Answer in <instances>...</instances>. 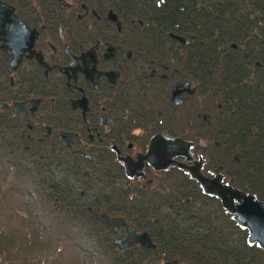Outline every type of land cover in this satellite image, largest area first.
I'll list each match as a JSON object with an SVG mask.
<instances>
[{"label": "trees", "instance_id": "1", "mask_svg": "<svg viewBox=\"0 0 264 264\" xmlns=\"http://www.w3.org/2000/svg\"><path fill=\"white\" fill-rule=\"evenodd\" d=\"M68 1L87 7L88 20L124 61L118 88L133 89L117 99L130 119L119 125L158 120L170 135L204 141L208 167L220 166L264 201V0H257L258 14L240 0ZM185 81L193 94L172 105L169 89ZM23 132L0 118V264H264L246 229L201 192L190 197L199 204L194 211L181 207L168 221L148 226L153 249L117 250L100 214L142 228L141 200L103 185L108 175L79 178L72 154ZM77 178L79 186L72 183ZM184 192L180 188V198L189 196Z\"/></svg>", "mask_w": 264, "mask_h": 264}, {"label": "flooded vegetation", "instance_id": "2", "mask_svg": "<svg viewBox=\"0 0 264 264\" xmlns=\"http://www.w3.org/2000/svg\"><path fill=\"white\" fill-rule=\"evenodd\" d=\"M0 2L7 6L0 14V118L23 127V134L29 139L50 140L72 154L79 178L90 181L95 172L108 175L109 180L103 185L110 186L111 191L126 189L130 200H141L145 206L142 228L123 216L100 214L121 218L125 223V226H111L112 244L117 250L134 245L153 249L148 226L168 221L181 207L190 206L188 210L194 211L199 204H192L191 195L201 192L205 197L215 198L220 205L217 197L203 193L190 173V167L199 163L204 177L221 174V184H229L231 177L220 166L213 170L208 167L206 147L196 150L194 142L163 131L156 118L157 123L148 126L119 125L130 119L117 108V99L123 89L133 88H118L124 61L117 47L95 30L84 4L68 0ZM240 2L242 8L260 12L257 0ZM252 19L256 21L255 38L260 39L258 15ZM111 46L115 50L112 54ZM171 89L168 99L172 105L180 104L194 92L193 88H189L191 92L184 91L180 103L175 104L170 99ZM59 135L70 136L71 140L63 144ZM153 138L188 142L187 157L169 156L166 166L160 167L164 162L162 156H145ZM116 171L121 173L119 177H115ZM72 183L79 186L78 178ZM229 185L243 188L234 180ZM180 188L188 193L187 198H180ZM126 227L134 234L146 232L153 247L130 242L120 249L114 240L124 234Z\"/></svg>", "mask_w": 264, "mask_h": 264}, {"label": "water", "instance_id": "3", "mask_svg": "<svg viewBox=\"0 0 264 264\" xmlns=\"http://www.w3.org/2000/svg\"><path fill=\"white\" fill-rule=\"evenodd\" d=\"M6 7L5 3L0 2V14L7 10ZM170 36L181 43L184 42V39L179 36L173 34ZM114 51V47L111 46V54ZM171 88L170 99L175 104L180 103L181 94L184 91H192V89H189L188 81L181 84L176 83ZM58 138L63 144H68L71 140L70 136L64 138L63 135H59ZM188 149L189 143L178 138L173 140L165 138L156 140V138H153L149 143L145 156H162L164 162L160 167L164 168L169 156L180 155L187 157ZM179 165L181 166L182 164ZM190 173L201 186L203 193L217 197L221 207L231 215L232 220L238 226L247 230V243L256 244L264 252V201L258 200L253 194L249 193L246 184H244L242 189L233 188L229 185L234 180L232 177L229 178V184H221V174H214L211 178L204 177L199 171V163L190 167ZM100 221L108 227L125 226L121 218H109L104 214L100 216ZM130 242H136L144 247H153L146 232L134 234L133 230L129 227H126V231L120 238L114 240V243L120 249ZM171 263L174 262H167V264Z\"/></svg>", "mask_w": 264, "mask_h": 264}, {"label": "rangeland", "instance_id": "4", "mask_svg": "<svg viewBox=\"0 0 264 264\" xmlns=\"http://www.w3.org/2000/svg\"><path fill=\"white\" fill-rule=\"evenodd\" d=\"M195 147H196V150H201L206 147V143H204V141H199V143L197 144L195 143ZM158 264H161V263H158Z\"/></svg>", "mask_w": 264, "mask_h": 264}]
</instances>
